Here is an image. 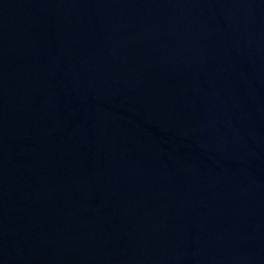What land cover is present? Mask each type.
I'll list each match as a JSON object with an SVG mask.
<instances>
[{
	"label": "water",
	"instance_id": "water-1",
	"mask_svg": "<svg viewBox=\"0 0 264 264\" xmlns=\"http://www.w3.org/2000/svg\"><path fill=\"white\" fill-rule=\"evenodd\" d=\"M0 264H264V0H0Z\"/></svg>",
	"mask_w": 264,
	"mask_h": 264
}]
</instances>
